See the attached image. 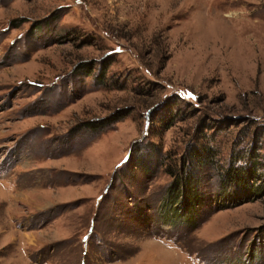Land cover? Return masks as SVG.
I'll list each match as a JSON object with an SVG mask.
<instances>
[{
	"label": "rangeland",
	"instance_id": "rangeland-1",
	"mask_svg": "<svg viewBox=\"0 0 264 264\" xmlns=\"http://www.w3.org/2000/svg\"><path fill=\"white\" fill-rule=\"evenodd\" d=\"M248 153L264 0H0V264H264V195L221 206Z\"/></svg>",
	"mask_w": 264,
	"mask_h": 264
},
{
	"label": "trees",
	"instance_id": "trees-1",
	"mask_svg": "<svg viewBox=\"0 0 264 264\" xmlns=\"http://www.w3.org/2000/svg\"><path fill=\"white\" fill-rule=\"evenodd\" d=\"M111 121L115 118H110ZM106 120V119H105ZM95 122L88 121L86 122V126H91ZM148 151V150H147ZM147 151L143 152V156L147 154ZM150 151H148L149 154ZM140 150H138L136 160L143 159V156L140 154ZM249 154V155H248ZM247 160L242 164H236L233 161L223 172H222V196L224 201L221 206L224 208L226 206H233L238 203L249 200L251 197H256L260 195H264V171H263V162L254 155L253 153H248ZM200 160L203 156L200 154L196 155ZM129 159V157H128ZM127 159V160H128ZM140 165V163H138ZM178 178H180L178 176ZM180 184V185H179ZM197 179L195 175L189 173L186 178H180L174 183V187L170 190L169 195H173L174 197L177 195V187L180 186L184 193V189L189 195V190L191 191V195L187 196L188 199L184 204V211L179 210L177 218L182 219L187 224H193L194 219V205L197 203V195L195 194L194 188L191 189V186L197 187ZM176 189V191H173ZM172 191V192H171ZM180 195V194H179ZM182 196V194H181ZM180 199V196H179ZM182 202V199H181ZM182 205V204H181ZM183 211V212H182ZM195 220V219H194Z\"/></svg>",
	"mask_w": 264,
	"mask_h": 264
}]
</instances>
